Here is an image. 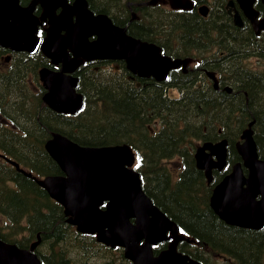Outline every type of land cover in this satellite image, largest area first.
<instances>
[{
    "label": "trees",
    "instance_id": "1",
    "mask_svg": "<svg viewBox=\"0 0 264 264\" xmlns=\"http://www.w3.org/2000/svg\"><path fill=\"white\" fill-rule=\"evenodd\" d=\"M87 1L93 10L110 12L115 23H128L127 32L132 35L162 45L157 35L156 21L159 17L156 6H148L147 12H143L138 19L130 20L131 10L126 5L127 0ZM162 22L159 21V25L169 35L181 30L189 33L186 35L188 41L210 33L208 29H202L204 24L200 25L192 17L189 22L185 19L172 20L174 24L168 27L165 25L167 20L164 24ZM233 30L236 32V29ZM182 31L179 38L185 45L188 41L183 38ZM216 31L222 36L221 26H217ZM224 43L226 46L241 47L243 52L248 45V42L231 35L229 30H226ZM16 55L18 58L14 59L11 68L0 71V104L9 103L11 106L0 107V154L18 161L32 174L40 176L61 173L43 148L44 141L52 132H59L82 145L127 143L136 152L135 168L140 176H148L146 192L185 228L183 231L198 238L200 245L207 250L224 253L234 264H264V231L240 228L218 219L208 205V187L201 172L194 168L193 149L186 146L192 139L207 140L216 136L218 128L212 123V117L219 113L227 117L220 119V129L232 146L231 141L238 136L241 123L245 122V118L253 119V115V121L259 123L255 126V134L260 152H263V80L235 75L227 83L238 90L236 99L224 101L229 93L211 90L212 96L217 99L216 104H212L195 80L183 94L174 97L165 91V85L173 87L172 72L160 84L153 79L129 77L123 61H114L116 66L112 68L111 61L91 60L81 64L74 72L77 90L82 94V105L75 113L66 114L52 110L41 102L40 94L44 91L41 86L37 95H27L29 91L23 80L26 71L32 70L36 74L38 67H54L39 52H18ZM240 116L237 126H227L234 117L238 119ZM176 154L186 160V165L172 187V173L164 162L167 157ZM236 156L229 154V160H239ZM0 213L4 217L0 216L1 239L26 247L39 233L40 242L35 252L43 264H121L116 257L129 262L121 250L113 257L105 252H111V248L97 243L94 235L76 231L65 221L62 206L50 199L30 175L17 170L2 155ZM19 234L24 235L19 237ZM179 249L201 257L188 249L187 242ZM209 255L212 256V253Z\"/></svg>",
    "mask_w": 264,
    "mask_h": 264
},
{
    "label": "water",
    "instance_id": "2",
    "mask_svg": "<svg viewBox=\"0 0 264 264\" xmlns=\"http://www.w3.org/2000/svg\"><path fill=\"white\" fill-rule=\"evenodd\" d=\"M169 1L172 7L188 5L186 0ZM251 2L242 0L248 19L255 24L257 14ZM37 3L42 8L39 16L33 14ZM58 6L61 10L56 14ZM43 21L48 26L40 39L36 32ZM234 22L241 25L239 16ZM259 22L264 27V19ZM0 45L27 52L40 49L58 67L38 71L46 89L42 100L52 110L69 114L82 104L73 73L84 61L123 59L131 74L157 81L185 63L163 55L155 43L126 33L125 27L114 25L106 14H94L85 0H74L72 4L67 0H31L26 6H20L18 0H0ZM250 124L241 131L243 140L236 142L241 162H236L230 174L213 187L209 205L229 224L259 228L264 223V159L257 156ZM226 143L222 138L203 141L195 147V164L203 170L207 183L211 181L212 168L221 169L226 164ZM44 147L62 173L36 178V182L62 205L66 220L78 231L92 233L109 246H123L124 256L132 264H196L177 250L182 237L178 225L166 218L141 190L139 174L132 167L135 154L129 144L79 145L52 132ZM241 165L248 169L247 176L242 174ZM257 194L260 198H256ZM129 217H135L134 223L128 221ZM167 239V248L152 257L151 244ZM38 241L19 247L0 239V264H42L33 252Z\"/></svg>",
    "mask_w": 264,
    "mask_h": 264
},
{
    "label": "flooded vegetation",
    "instance_id": "3",
    "mask_svg": "<svg viewBox=\"0 0 264 264\" xmlns=\"http://www.w3.org/2000/svg\"><path fill=\"white\" fill-rule=\"evenodd\" d=\"M128 1L130 4L134 5L133 7L135 10L141 13L145 11L147 12L148 6H156L155 11L159 17L156 21V27L158 36L162 41V45H159L161 52L173 58H182L186 60L184 64L181 63L169 71V74L170 72L173 73V78L171 79L173 87L165 85L166 92L169 93V91H175L178 94L177 96H180L184 93L185 88L191 84V81L195 80L196 84L202 89L201 91L204 92L206 99H208V101L212 104H216L217 99L212 96L211 90L216 92L223 90L229 93L230 96L224 97V101H233L236 99L238 90L234 89V85L227 83L228 79H233V76L235 75H244L245 77H250L257 81L261 79L263 80L262 82H264V27L260 26L259 21H256V23L253 24L248 19V11L242 4V0H186L188 5L185 7H172L169 0H157L155 3L152 2L153 4H147V0ZM251 7L256 11V20L264 19V0H252ZM236 15L239 16L241 25L234 22ZM191 17L200 25L204 24V28L202 27V29H208L210 33L208 36L203 34V36L197 40L188 41L186 35H189V33L180 29L182 31V35L184 36L182 37L186 38L185 40H187L190 44H188V42L185 45L181 44V40L179 38L181 31H176L173 35H169L167 31L162 30L159 25V21H163L162 23L164 24L166 20V27L174 24L172 23V20L176 21L177 19H180L183 21L185 19V22H189ZM217 26H221L223 29L222 36L217 35ZM233 29H236V32H234ZM226 30H229L231 35L235 36L237 39L248 42V45L245 46L246 49L244 52L241 51V47L226 46L224 43L226 39ZM188 39H190V37ZM18 52L20 51H10L0 47V66L8 67L9 63H11L13 59L18 58L16 55ZM3 53L8 54L9 58H3L1 55ZM199 57L202 58L198 60L196 64H193L192 67H187L191 59ZM229 65L234 66H230V68H228ZM169 74L166 79H168ZM33 75L32 71L29 73L26 71L23 75L26 89L29 91L27 95H31L30 92L35 89L37 84L36 80L32 79ZM128 76L136 77L130 73H128ZM159 83L161 84L162 82ZM37 86L40 87L38 84ZM227 87L230 88L229 91L226 90ZM42 93L40 94L41 98ZM245 95L247 98V94ZM0 107L11 106L9 103H4L0 104ZM224 117L225 119L227 118L225 114L222 115L221 113L212 117V123H214L215 127L218 128L217 133L219 135L217 134L213 138L207 139L206 141L215 142L222 138H227L226 135L221 134L220 129V127H222V120L220 119H224ZM240 118L241 116L238 119L234 117L229 125H227V123L225 124L227 126L235 127L238 125V120ZM252 118L255 119L253 115ZM253 119L247 120L245 118V122L241 123L242 128L240 129L237 138H240L241 131L248 127L249 123H251L250 128L252 129L253 137L259 149V144L256 140L255 134V130H257L255 126L259 123L253 121ZM204 131H206L205 126ZM202 142L203 141L200 140L198 144ZM235 142L231 148L233 151H235ZM197 145L194 146V149ZM235 153L238 155L236 151ZM259 153L261 155L260 158H264V151L260 152L259 149ZM235 161L236 160L232 161L231 164ZM231 164H228L227 162L225 168L221 170L215 169L214 173L223 177L231 170ZM256 198H260V194H257ZM256 231H264V223Z\"/></svg>",
    "mask_w": 264,
    "mask_h": 264
},
{
    "label": "bare ground",
    "instance_id": "4",
    "mask_svg": "<svg viewBox=\"0 0 264 264\" xmlns=\"http://www.w3.org/2000/svg\"><path fill=\"white\" fill-rule=\"evenodd\" d=\"M14 61V60H13ZM13 61L10 63V65H9V67L6 69V70H8L9 68H11V66L13 65ZM6 70H4V71H6ZM0 71H3L2 69H0ZM226 90H230V88L229 87H227L226 88ZM47 140V139H46ZM45 140V141H46ZM70 140H72V139H70ZM45 141H44V143H45ZM73 142H75V143H77L76 141H74V140H72ZM44 143H43V148L45 149V147H44ZM77 144H79V143H77ZM79 145H82V144H79ZM111 145V144H110ZM86 146H96V145H86ZM97 146H100V145H97ZM45 151L47 152V150L45 149ZM47 154L49 155V153L47 152ZM50 156V155H49ZM50 158H51V156H50ZM4 159L7 161V162H9L11 165H13L17 170H19V171H21L22 173H24V174H26V175H29V174H32V171H30V170H28V169H26L25 167H23L18 161H16V160H14V159H12V158H10V157H8L7 155H5L4 156ZM52 159V158H51ZM53 160V159H52ZM54 161V160H53ZM55 162V161H54ZM56 163V162H55ZM56 165H57V163H56ZM185 165H186V160H182V164H181V167H180V171H179V173H178V176L177 177H175V178H170V181H171V185H172V187H174L175 186V182L180 178V176H181V173H182V171L185 169ZM58 166V165H57ZM139 180H140V187H141V190L143 191V193L145 194V196L146 197H148L149 198V200L151 201V203L155 206V207H157L159 210H160V212H162V214L166 217V218H168L169 220H171V221H173V222H175L178 226H179V228L182 230V237L179 239V241H178V243H177V250L178 251H182L181 249H179V247H180V245L181 244H183L184 242H187L188 243V249L189 250H191L190 249V247L191 246H193V247H199V248H202L203 250H205V251H208V252H212V251H209V250H207L206 248H204L203 246H201L200 244H201V242H200V240L198 239V238H195L193 235H191L190 233H187V232H185V231H183V229H185V228H183L181 225H179V223L174 219V218H172L167 212H165L163 209H162V207L161 206H159L155 201H154V199L146 192V188H147V182L145 181V176H143V177H139ZM174 182V183H173ZM209 205V204H208ZM210 207V206H209ZM64 214V213H63ZM65 215V214H64ZM218 217V216H217ZM218 219H220L221 221H223L224 223H226V224H229V223H227L226 221H224L222 218H220V217H218ZM134 220H135V217H129L128 218V221L130 222V223H134ZM65 221L67 222V223H69L70 225H73L74 226V229L76 230V231H78L77 229H76V227H75V225L74 224H71L70 222H68L67 220H66V216H65ZM230 225H234V224H230ZM235 226H238V225H235ZM238 227H240V228H250V229H253V230H258L259 228H252V227H244V226H238ZM78 232H80V231H78ZM80 233H84V234H90V235H93L92 233H89V232H80ZM95 237V236H94ZM36 239H39V241H38V244H39V242H40V235H39V233H37L36 234V238H35V240ZM95 241L97 242V243H100V244H103V245H105V246H107V247H110L111 249L113 248V249H120L121 250V252H122V255L124 256V248H123V246H121V245H115V246H109V245H107V244H105V243H103V242H100V241H98L96 238H95ZM9 242H13V241H9ZM168 242H169V239H167V240H162V241H159V242H157V243H155V244H151V246H150V250H151V252H150V254H151V256L152 257H155V256H157L158 255V253L160 252V251H162V250H165L166 248H167V245H168ZM37 244V245H38ZM37 245H36V247H37ZM27 247V246H26ZM35 247V248H36ZM35 248H34V250H33V252L37 255V253L35 252ZM191 251H193V250H191ZM184 252V251H183ZM194 253H196L195 251H193ZM185 253H187V252H185ZM212 253H215L216 254V256L218 257V258H221L220 257V255H222V256H225V254L224 253H218V252H212ZM188 254V253H187ZM191 255V254H190ZM192 257H193V260L196 262V264H204L203 262H202V260H201V258H198V257H195V256H193V255H191ZM37 257L39 258V256L37 255ZM125 257V256H124ZM204 257V256H203ZM126 259H128V261L130 262V264H132V261L129 259V258H127V257H125ZM223 258H225L226 260H228V261H230V263L231 264H234V262L231 260V259H229V258H227L226 256L225 257H223ZM39 260L41 261V263L43 264V262H42V260L39 258Z\"/></svg>",
    "mask_w": 264,
    "mask_h": 264
},
{
    "label": "rangeland",
    "instance_id": "5",
    "mask_svg": "<svg viewBox=\"0 0 264 264\" xmlns=\"http://www.w3.org/2000/svg\"><path fill=\"white\" fill-rule=\"evenodd\" d=\"M124 1V0H122ZM107 13L109 15H111L110 12L107 11ZM146 23V21L144 22ZM158 35V33H157ZM206 38V37H205ZM161 40V39H160ZM162 42V41H161ZM2 56L3 55H6V54H1ZM202 57H199V58H195V59H191L190 62L188 63L187 67H192L193 64H196L198 62V60H200ZM116 66L115 64H111L110 67H114ZM5 68V67H3ZM169 93L171 95H173L174 97L177 96L178 94L175 92V91H169ZM31 96H34V95H37L38 94V90L37 88L34 89L33 91L30 92ZM179 97V96H177ZM200 140L198 139H192L190 142H187L186 143V146L189 148V149H193L195 145H197L199 143ZM193 147V148H192ZM179 158H182V156L180 154H176L175 156H169L166 158V161L164 162L165 163V167L168 168L172 174H173V178L177 177L178 176V170H179V166L177 165V161ZM145 181L147 182V184H149V181H148V176L145 175ZM174 183V182H173ZM1 214V213H0ZM3 215V214H2ZM1 216V215H0ZM2 217V216H1ZM4 218V217H2ZM73 226V225H72ZM74 227V226H73ZM23 232L27 233L26 230H24ZM21 235H24V234H19L18 236L20 237ZM191 250L195 251L196 253H198L199 255H201V260H202V256H204L203 259H205V264H231L230 261L226 260L225 256H222L220 255L221 258H218L216 256L215 253H212V252H208V251H205L203 250L202 248H199V247H193L191 246L190 247ZM112 251H105L107 253H111L113 257H116V255H118L120 253V249H111ZM209 253H212V256L209 255ZM124 257V256H123ZM118 259V261L121 263V264H129V262L126 261V263L120 258V257H116ZM125 258V257H124ZM126 259V258H125ZM128 260V259H126ZM93 264V263H92ZM107 264V263H106Z\"/></svg>",
    "mask_w": 264,
    "mask_h": 264
}]
</instances>
